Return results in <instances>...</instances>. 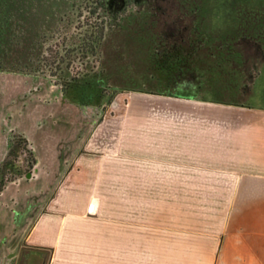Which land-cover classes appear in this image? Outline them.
<instances>
[{"label":"flooded vegetation","instance_id":"flooded-vegetation-1","mask_svg":"<svg viewBox=\"0 0 264 264\" xmlns=\"http://www.w3.org/2000/svg\"><path fill=\"white\" fill-rule=\"evenodd\" d=\"M258 20L234 0H55L21 55L0 60V264H30L25 234L122 94L264 111Z\"/></svg>","mask_w":264,"mask_h":264},{"label":"crops","instance_id":"crops-1","mask_svg":"<svg viewBox=\"0 0 264 264\" xmlns=\"http://www.w3.org/2000/svg\"><path fill=\"white\" fill-rule=\"evenodd\" d=\"M260 114L264 111L249 118ZM198 121L184 130V163L159 160L141 144L81 155L25 234L33 252L30 264H222L230 259L253 264L259 254L263 259L264 241L259 252L244 234L250 224L264 229V122L253 119L250 128L231 129V139L236 137L229 163L217 150L220 159L214 161L220 166L210 172L189 162L191 146L198 154L205 146L206 129L199 126L205 121ZM191 168L197 176L190 175ZM191 183L219 185L215 199L244 205L228 224L221 211L213 220L207 211H188L183 201L190 199ZM232 237L238 239L234 252Z\"/></svg>","mask_w":264,"mask_h":264},{"label":"rangeland","instance_id":"rangeland-1","mask_svg":"<svg viewBox=\"0 0 264 264\" xmlns=\"http://www.w3.org/2000/svg\"><path fill=\"white\" fill-rule=\"evenodd\" d=\"M229 1L231 0H226V2ZM234 1L235 5L239 6L253 5L255 18L257 17V19H259L258 22H262L264 24V0ZM254 90L255 95H257L256 98H252L254 100V103L264 106V78L262 79L261 83L255 87ZM138 93L149 94L144 92L131 91L122 94V103L118 108H115L114 110L112 109L113 113L107 119V122L104 123L100 132L94 135V139L91 143L90 149L100 151L104 147L105 150L106 148H109L111 151H113L118 150V145H121L122 149H129L128 147L141 144L147 148L146 151L149 147L151 150L155 151L156 153L153 152L151 154H157V158L159 160H173L175 162L184 163L188 161L184 160L186 159V157L183 156L181 152L182 148H187V146L183 145L184 143H182L184 130L188 128V125L191 128L197 127L199 123L198 119L201 118L205 121L204 124L199 125L200 127L206 129L205 146L202 152L200 151L199 154L197 152V149L191 146L190 150L192 152L190 153L189 162L190 165H200L202 167L205 166L206 171L211 172V170H217L216 166H220L217 160L214 161V159H220V155L217 150L221 152L222 159L226 161V163H229L228 159L230 150L233 149L232 141L236 137L234 134H232L233 137L231 139V129H242L247 127L250 128V122L253 119H258L261 122H264V114H260V116H258L259 118L254 117L247 118L242 121H228L225 119L218 120L199 115L184 114L177 109L170 108L157 102H153L150 107L144 108L140 105H134L132 103V97L134 96V94ZM246 99L247 101H249L251 100V97ZM225 152L227 153L225 154ZM114 153L119 154V152L117 151ZM149 153L150 152H147L146 154L149 155ZM194 170L193 168H191L190 175L197 176L198 174L195 173L196 171ZM206 175V177H211V174L206 173ZM218 186L219 185L215 186L213 183H191L189 185L190 199L184 200L183 202L184 204L185 202H188V211H207L211 213L212 216L210 218L212 220L214 219V212L221 211V216L224 220V223L227 222L228 224L229 221H227V219L231 218V216L235 219V216H237L236 214L240 212L236 211L237 208L239 209V207L243 206L244 204L243 202L241 204V202L239 203V201H235V199H215L214 191L217 190H214V188ZM174 202L176 203L181 201ZM159 205H164V201H162L161 203L159 202ZM245 230L247 231V234L244 235L245 238H247V241L250 244L253 243V249L260 252V249L262 248V245L260 243L264 241V234H262V232H264V229L258 230L256 227H253L250 224L249 227H246ZM241 233H245L244 228L242 229V227ZM235 240L238 241L236 237H232L233 243L232 245H229L233 252L238 247ZM258 242L260 245L258 244ZM222 264H241V261H235V259L222 260ZM253 264H264V258L261 259V256L259 254V257H256L253 260Z\"/></svg>","mask_w":264,"mask_h":264},{"label":"trees","instance_id":"trees-1","mask_svg":"<svg viewBox=\"0 0 264 264\" xmlns=\"http://www.w3.org/2000/svg\"><path fill=\"white\" fill-rule=\"evenodd\" d=\"M54 9L55 0H0V60L21 55L29 36Z\"/></svg>","mask_w":264,"mask_h":264},{"label":"water","instance_id":"water-1","mask_svg":"<svg viewBox=\"0 0 264 264\" xmlns=\"http://www.w3.org/2000/svg\"><path fill=\"white\" fill-rule=\"evenodd\" d=\"M153 102L166 105L170 108L177 109L184 114L199 115L214 119H225L228 121H242L257 113V109L239 107L229 104H219L201 100L180 98L162 94H134L132 103L141 107H150ZM143 104V105H141Z\"/></svg>","mask_w":264,"mask_h":264},{"label":"built area","instance_id":"built-area-1","mask_svg":"<svg viewBox=\"0 0 264 264\" xmlns=\"http://www.w3.org/2000/svg\"><path fill=\"white\" fill-rule=\"evenodd\" d=\"M95 210V205L94 204H91L90 206H89V211L90 212H93Z\"/></svg>","mask_w":264,"mask_h":264}]
</instances>
